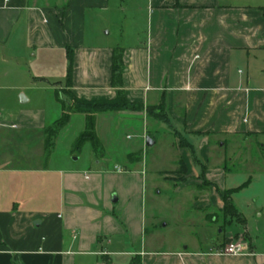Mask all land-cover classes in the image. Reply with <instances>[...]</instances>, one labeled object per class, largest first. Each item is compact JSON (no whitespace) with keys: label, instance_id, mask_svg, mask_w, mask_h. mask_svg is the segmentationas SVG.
Instances as JSON below:
<instances>
[{"label":"crops","instance_id":"obj_1","mask_svg":"<svg viewBox=\"0 0 264 264\" xmlns=\"http://www.w3.org/2000/svg\"><path fill=\"white\" fill-rule=\"evenodd\" d=\"M263 8L230 0H0V264H264V203L248 199L250 214L234 196L244 184L225 188L238 172L250 178L244 186L264 178ZM129 12L145 16L147 37L107 40L111 30L101 28ZM115 50L125 67L121 86L113 82ZM66 89L83 100L122 90L155 106L157 129L166 123L179 140L173 159L187 167L186 179L210 183L200 208L223 214L225 188L246 223L215 227L217 215L201 222L192 246H149L138 162L63 165L49 151L48 125L60 117ZM243 232V254L215 252Z\"/></svg>","mask_w":264,"mask_h":264},{"label":"rangeland","instance_id":"obj_2","mask_svg":"<svg viewBox=\"0 0 264 264\" xmlns=\"http://www.w3.org/2000/svg\"><path fill=\"white\" fill-rule=\"evenodd\" d=\"M230 1L233 4L246 6L264 5V0ZM128 14L126 18L110 19L108 25L101 28L103 33L111 30V33L107 35V40L115 43L116 41L120 42L119 39L122 40L123 37L128 42H133L138 38L145 39L147 37L145 16L139 15L134 18L130 17L132 12ZM30 65L34 66V61ZM237 69L242 72V75L246 74V64H238ZM75 108H77L76 102L68 97V101L62 103L60 117L50 121L47 129L49 151L54 148L53 153L62 158L63 165L72 163L77 166L96 167L99 160H105L103 162L105 166L113 167L115 164H120L125 168H130L131 163L138 162L135 164V168L141 171L145 183L144 196L148 228L146 240L149 246L164 249L192 246L194 238L197 237L195 232L199 231L201 222L206 218L212 221L213 216L220 217L215 227L227 226L226 219H234L235 222H238L236 218L231 219L224 212L222 214L220 210L209 207L200 208L202 197L207 195L206 190L210 184L202 176L186 179L187 167L182 162L177 160L175 162L173 159L178 158L176 155H179V140L177 139L178 143L175 142L176 138L173 139L169 134L170 128L166 123L160 122V129H157L155 106H144L141 110L138 108L86 106L85 111L81 109L82 107L80 110H75ZM143 112L144 114L141 115ZM67 113H69V118L62 124L59 119L63 121ZM74 113L80 115L79 119L75 121L72 129L65 130ZM92 118H95V131L99 140L97 145L90 141L91 133H93L90 128ZM172 122L186 134L183 125L174 118H172ZM59 136L60 140L55 146V141ZM148 137L154 141L157 138L156 145L155 143L152 146L147 145ZM223 150L224 153L229 152L230 146L221 149L220 152ZM220 152L218 151V153ZM196 154L199 156L198 147ZM174 169L178 170L176 172L178 175H182L173 177ZM249 179L245 172H238L235 177L227 181L225 188L232 185L249 184ZM251 182L250 187L243 185V189L234 195L242 210L245 211L247 210L246 202L252 196L257 197L258 203H264V178L253 177ZM179 185L183 189H180ZM225 188L222 191L224 193H226ZM116 193L117 191L113 193V196ZM247 211L250 214L253 212L252 209ZM155 237L159 241L155 242ZM231 242H241L249 249L247 235L244 232L235 234L233 239L226 244ZM218 248H214L215 252Z\"/></svg>","mask_w":264,"mask_h":264},{"label":"trees","instance_id":"obj_3","mask_svg":"<svg viewBox=\"0 0 264 264\" xmlns=\"http://www.w3.org/2000/svg\"><path fill=\"white\" fill-rule=\"evenodd\" d=\"M72 57H73V55L70 54L71 60H72ZM124 68L125 67H124L123 62H122V53L119 50H115L114 63H113V82H114L115 86H121V84H122L121 75L124 72ZM72 73H73V65L71 63L69 66V71H68V80H67L68 86H70L72 83ZM66 92H68L71 99H73V101L76 102L77 108H75V110H80V107H82L81 108L82 110L83 109L85 110L86 106L87 107H89V106L99 107V108H103V107L116 108L117 107L119 109H124V108L125 109L126 108H136L137 109L138 108L140 110L143 108V105L129 101L127 99V97L124 95L122 90H119L117 92V95L114 98L104 99V100H83V99L78 98L75 95H73L71 93L70 89H66ZM156 114H157V116H159L161 118H162V116H165V117L167 116V115L163 114V110H161L159 113L157 112ZM68 118H69V113H67L64 116L65 120L64 119H63V121H61V119H59V120L63 124V123H65V121ZM90 128L93 132V133H91L90 141L94 145H97L99 143V140H98V137H97L96 131H95V118H92ZM181 145H183L184 147L190 146L189 143H187V141L184 138L181 139ZM207 183H209V182L207 181ZM223 200H224V213H225V215L229 216L231 219L236 218L238 221L243 222V224H245L246 223L245 218H243L241 216V212H239L238 208L236 207V205L232 201L231 191H226V193L223 194Z\"/></svg>","mask_w":264,"mask_h":264},{"label":"built area","instance_id":"obj_4","mask_svg":"<svg viewBox=\"0 0 264 264\" xmlns=\"http://www.w3.org/2000/svg\"><path fill=\"white\" fill-rule=\"evenodd\" d=\"M247 248L241 242H231L226 244L223 247H220L216 250L217 253L225 254V255H241L243 254Z\"/></svg>","mask_w":264,"mask_h":264},{"label":"water","instance_id":"obj_5","mask_svg":"<svg viewBox=\"0 0 264 264\" xmlns=\"http://www.w3.org/2000/svg\"><path fill=\"white\" fill-rule=\"evenodd\" d=\"M154 143H155V141L151 138V137H148L147 138V145H149V146H152V145H154ZM116 195H114V197H115Z\"/></svg>","mask_w":264,"mask_h":264}]
</instances>
